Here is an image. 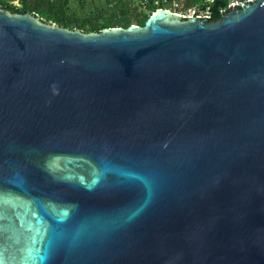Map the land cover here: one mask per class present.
<instances>
[{"label":"water","instance_id":"95a60500","mask_svg":"<svg viewBox=\"0 0 264 264\" xmlns=\"http://www.w3.org/2000/svg\"><path fill=\"white\" fill-rule=\"evenodd\" d=\"M216 17L0 7V264H264V0Z\"/></svg>","mask_w":264,"mask_h":264},{"label":"trees","instance_id":"16d2710c","mask_svg":"<svg viewBox=\"0 0 264 264\" xmlns=\"http://www.w3.org/2000/svg\"><path fill=\"white\" fill-rule=\"evenodd\" d=\"M172 2L179 5L178 10L204 9L201 0H0V7L27 12L45 23L88 33L104 28L125 29L130 25L142 27L152 12L166 9ZM226 10L227 0H213L205 11L216 20V15Z\"/></svg>","mask_w":264,"mask_h":264},{"label":"built area","instance_id":"2783aa9c","mask_svg":"<svg viewBox=\"0 0 264 264\" xmlns=\"http://www.w3.org/2000/svg\"><path fill=\"white\" fill-rule=\"evenodd\" d=\"M164 1V0H163ZM213 0H201V5L202 7H204V9L200 8V7H191V8H187L184 10V13H176V11L174 13L178 14L181 17H197V18H207V12L205 10H207V5L209 3H211ZM254 0H227V9L231 10L234 9L236 7H240L243 3L245 2H253ZM174 5L176 6V3H174Z\"/></svg>","mask_w":264,"mask_h":264},{"label":"rangeland","instance_id":"374dc122","mask_svg":"<svg viewBox=\"0 0 264 264\" xmlns=\"http://www.w3.org/2000/svg\"><path fill=\"white\" fill-rule=\"evenodd\" d=\"M174 3H176V2H172L171 6H170V5L166 6V9H165V10H168V11H170V12H172V11L175 12V10H176V13H181V14H183V13H184V10H183V9L178 10V9H179V8H178L179 5L176 3V6H175ZM174 12H173V13H174ZM134 24H135V23H134Z\"/></svg>","mask_w":264,"mask_h":264}]
</instances>
